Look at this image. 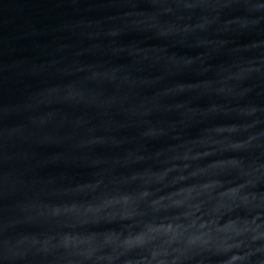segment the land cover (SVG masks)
<instances>
[{"label": "water", "instance_id": "1", "mask_svg": "<svg viewBox=\"0 0 264 264\" xmlns=\"http://www.w3.org/2000/svg\"><path fill=\"white\" fill-rule=\"evenodd\" d=\"M0 264H264V0H0Z\"/></svg>", "mask_w": 264, "mask_h": 264}]
</instances>
